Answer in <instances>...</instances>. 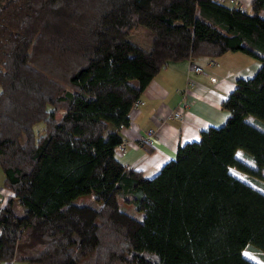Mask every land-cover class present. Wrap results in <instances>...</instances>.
<instances>
[{
	"label": "trees",
	"instance_id": "16d2710c",
	"mask_svg": "<svg viewBox=\"0 0 264 264\" xmlns=\"http://www.w3.org/2000/svg\"><path fill=\"white\" fill-rule=\"evenodd\" d=\"M260 10L264 0H0V260L258 264L242 250L264 252V191L229 168L263 177ZM138 27L146 49L125 37ZM225 51L259 64L220 101L222 124L150 177L114 157L119 123L159 68Z\"/></svg>",
	"mask_w": 264,
	"mask_h": 264
},
{
	"label": "crops",
	"instance_id": "0c3cea01",
	"mask_svg": "<svg viewBox=\"0 0 264 264\" xmlns=\"http://www.w3.org/2000/svg\"><path fill=\"white\" fill-rule=\"evenodd\" d=\"M208 59L169 61L149 79L139 94L140 103L128 110L127 125L118 128L125 145L123 154L113 153L118 161L150 177L174 156L177 144L196 140L201 129L224 122L227 111L220 107V101L234 86L236 77L250 75L259 63L240 51H225L212 57V64L207 63ZM191 65L200 66L204 72L187 71ZM209 75L213 79H209ZM178 108L182 111L180 120L169 116L171 109ZM146 127L154 128L155 132L149 149L138 143V136ZM2 177L0 172V195L5 196L8 191L1 186ZM259 254L264 255V252ZM0 264L38 263L11 259L0 260Z\"/></svg>",
	"mask_w": 264,
	"mask_h": 264
},
{
	"label": "rangeland",
	"instance_id": "374dc122",
	"mask_svg": "<svg viewBox=\"0 0 264 264\" xmlns=\"http://www.w3.org/2000/svg\"><path fill=\"white\" fill-rule=\"evenodd\" d=\"M219 1L222 2V3H224V4H227L229 6L234 5L233 4L234 3L233 0H219ZM237 2H238L237 5H239V7L245 6L247 8V10H248V0H237ZM260 15L264 17V10H260ZM125 37L128 40H130L131 42L137 44L138 46H140L142 48H145L146 49V48L149 47V42H148L149 35L146 33V31H145V29L143 27H138V30L129 32L128 34H126ZM254 70L252 71V73L254 72ZM132 108H134V107H132ZM175 119H177V118H175ZM178 120H180V119H178ZM119 125H121V126H119ZM119 125H118V128L123 127L124 124L123 123H119ZM125 125H127V124H125ZM146 128H150L151 133H152L151 138H152V142H153L154 133H155L154 132V128H152V127H146ZM146 128L142 129L141 132H143V130H145ZM139 136H141V135H139ZM118 145H120L119 146L120 149L117 148ZM118 145L117 146L116 145L114 146L113 153L116 152L118 154H123L124 153V149H125L124 142L123 141H120ZM144 146H146V147H144L146 149H149L150 148L149 145H147V144L144 145ZM235 155L238 158L241 157L240 149H236ZM243 160H244V158H243ZM245 160H246V162H249L247 159H245ZM229 170L236 177H238L241 180L249 183L250 185H252L253 187H255L257 189H259L261 191H264V169L261 171L262 174H263V177L262 178L251 177V176H249L247 174H244V173H242V172H240V171H238V170H236L235 168H232V167H230ZM0 172H1V170H0ZM1 197L3 198L4 195H0V198ZM90 198H91V195H89V194H82V195H78L74 200L76 202H80V201H83V200H86V199H90ZM119 204L121 206L122 203L120 202ZM123 206L128 211V213H131L132 215L136 216L137 218L140 217L141 213L135 211L132 208V205L131 204H123ZM242 254L245 255V256L252 257V258L256 259L257 261H259L260 264H264V255H260L259 254V251H257V250H252V248L249 245L243 248Z\"/></svg>",
	"mask_w": 264,
	"mask_h": 264
},
{
	"label": "built area",
	"instance_id": "2783aa9c",
	"mask_svg": "<svg viewBox=\"0 0 264 264\" xmlns=\"http://www.w3.org/2000/svg\"><path fill=\"white\" fill-rule=\"evenodd\" d=\"M234 1V5H237L238 4V2H237V0H233ZM214 61L213 60H208L207 61V63H209V64H212ZM187 71H192V72H195V73H199V72H201V73H203L204 71L200 68V66H198V65H191V67L190 68H188L187 69ZM208 78L209 79H213V76H208ZM140 103V99L139 98H136L133 102H132V104H131V108L132 107H136L138 104ZM169 115L171 116V117H174V118H177V119H181V116H182V111H181V109H172L171 111H170V113H169ZM128 123V121L126 122V124ZM119 126H121V125H119ZM123 126H125V124L123 125ZM141 136H139V138H138V142H139V144L141 145V146H143V147H146V146H144V145H149V147L152 145V138H151V136H152V133H151V130H150V128H146L145 130H143V132H141V134H140ZM119 144V143H118ZM117 144V145H118ZM116 145V146H117ZM119 146L120 145H118L117 146V148L118 149H120L119 148ZM2 202H3V198L1 197L0 198V206H1V204H2Z\"/></svg>",
	"mask_w": 264,
	"mask_h": 264
}]
</instances>
